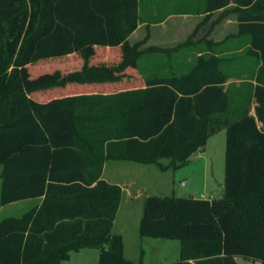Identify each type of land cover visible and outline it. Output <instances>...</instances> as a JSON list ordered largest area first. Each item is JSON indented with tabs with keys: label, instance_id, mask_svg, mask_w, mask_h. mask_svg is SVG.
Wrapping results in <instances>:
<instances>
[{
	"label": "trees",
	"instance_id": "16d2710c",
	"mask_svg": "<svg viewBox=\"0 0 264 264\" xmlns=\"http://www.w3.org/2000/svg\"><path fill=\"white\" fill-rule=\"evenodd\" d=\"M230 5L245 53L229 58L202 46L182 59L172 55L176 49H140L150 31L130 43L140 0H0V203L42 199L0 220V264H62L83 248L100 249L99 264H142L125 255L123 235L113 232L123 188L103 178L105 162L176 168L221 128L222 196L148 195L139 234L180 240L178 264H237L238 256L264 264V0H207L203 12ZM97 46H121L120 63L92 65ZM156 52L169 58L153 75V60H139ZM76 54L81 69L56 67ZM127 68L144 76V87L34 97L116 82ZM244 71L248 79L228 83Z\"/></svg>",
	"mask_w": 264,
	"mask_h": 264
},
{
	"label": "rangeland",
	"instance_id": "374dc122",
	"mask_svg": "<svg viewBox=\"0 0 264 264\" xmlns=\"http://www.w3.org/2000/svg\"><path fill=\"white\" fill-rule=\"evenodd\" d=\"M206 4L207 0H166L162 8L159 7L160 9L151 11L153 20L166 13L176 12L178 9H191L194 13L189 15L175 13L168 21L169 25L167 24L161 30L156 28L154 32L161 37L167 33L172 36L177 35V41L169 44V49H176L172 55L177 58H180L178 56L181 54L198 51L202 46L209 48L211 52L215 51L221 56L229 58L243 55L246 51L245 40H240L237 12L232 9L234 6L230 5L213 13H206L203 12ZM149 12L147 8H142L141 20H145L149 16ZM140 49L146 48L140 47ZM142 62L143 60L140 59L139 64ZM247 77V72L244 71L241 78L234 76L229 79L228 83L235 81L237 84H241L242 81L248 79ZM252 81L257 86L258 81L255 79ZM255 106L256 102L251 109L254 115ZM226 141V128H221L208 137L204 149L192 155L187 164L167 170H162L157 164L136 161H130L128 164L109 162L107 177H110L111 174L115 176L125 174L129 179L130 177L137 179L142 192L141 198L133 203L131 209L127 205L123 206L118 222L113 227L114 233L123 230L126 234L127 256L135 258L138 263L142 259V264L177 263L180 259V240L141 237L138 234L137 222L143 213L144 199L148 195L175 194L195 198L221 196L223 191L221 185L224 186L225 182ZM167 161L163 160L164 163ZM34 204L35 200L30 199L8 205L0 203V220L8 216H21L29 211ZM100 253L101 250L98 248L74 250L68 259L62 261V264H99ZM239 264H250V262L240 258Z\"/></svg>",
	"mask_w": 264,
	"mask_h": 264
},
{
	"label": "crops",
	"instance_id": "0c3cea01",
	"mask_svg": "<svg viewBox=\"0 0 264 264\" xmlns=\"http://www.w3.org/2000/svg\"><path fill=\"white\" fill-rule=\"evenodd\" d=\"M165 1L166 0H140V8H139L140 9L139 10L140 11V24L138 28L135 30V32L132 33L130 37L128 38L131 44H135L137 42H140L146 39L148 35L147 34L148 31H150L149 37L147 38V40H145L141 48H147V47L170 48L169 44H172L177 41V35L172 36V34L167 33L165 34L164 37H161V36H157V33L154 32L156 28L161 30V28H163L167 24L169 25L168 21L170 20L171 15L175 14V12H171L169 14L166 13L164 15H161L160 17H157V19L155 20L151 18L152 17L151 15L153 14V12L151 11L158 10L160 9L159 7L162 8L164 6L163 3ZM142 8L144 9L147 8L150 11L148 13L149 16L145 20H141ZM173 25L175 26V24ZM194 53L195 51L194 52L190 51V53L181 54L178 57L182 59H185L186 57L190 58L193 56ZM70 58H71L70 61L66 60V62H59L62 64L60 65L58 64L56 65V67L58 68L61 67L60 69L64 73L75 71L83 67L84 60L79 55L77 54L72 55L70 56ZM162 58L168 59L169 57L162 52H156L154 54H145L142 57L143 62L141 64H143L144 66H147V65H150V61L153 60L152 68H153V75H155L158 72L157 68L158 67L159 69L162 68L164 64L163 62L164 60H162ZM121 59H122L121 46L120 47H109V46L108 47H98L97 46V53L91 58L90 63L92 65H98V66L103 65V64L117 65L120 63ZM156 61H158V63H156ZM124 73L125 74L122 76V78L116 82H105V83H97V84H72L63 89L59 87V88H54L48 91L38 92L37 94H35L34 97L38 101L47 102L55 97H62L66 95H80V94L92 95V94H98V93L113 94L119 91L135 89L138 87L145 86L144 76L142 74H139L138 71H136L135 69L127 68ZM159 73L163 74L165 73V71H162V72L159 71ZM111 161L112 162L116 161V162H121V163L125 162L126 164H128L130 161L111 159V160H107L104 166L103 178L106 179L108 182L113 183V184H118L123 188V198L120 203V207H119V210L117 212V215L114 221V226H115L118 222V218L120 214L122 213L123 206L127 205L128 208L131 209V207H133L132 206L133 203L136 202V200H138L139 198H141L142 192H141L140 187L138 186L137 179L135 180L134 178H131V177L129 179L128 176H126L125 174L123 176H115L114 174H111L110 177H107L106 176L107 168H108L109 162ZM134 166H137V165H134ZM112 169L113 170L115 169L114 166L112 167ZM223 187L224 186L221 185L222 190H223ZM222 194H223V191H222ZM221 196H217V197L204 196V198L214 199V198H220ZM30 200H35L34 205H36L42 199H30ZM140 220H141V217L138 218V222H137L138 232H139ZM135 227H136V224H135ZM117 233H120L123 235L124 244H125V255L127 256L126 234L123 230H120ZM138 243H139V239H138ZM138 245L140 246V244ZM127 257L131 258L129 256ZM180 257H181V248H180ZM240 258H244V257H240V256L236 257L237 264L240 263ZM131 259L136 260L133 257ZM244 259L250 262V264H262L260 261H257V260L247 259V258H244ZM178 261L177 263L176 262H171V263L178 264ZM171 263H168V264H171Z\"/></svg>",
	"mask_w": 264,
	"mask_h": 264
},
{
	"label": "built area",
	"instance_id": "2783aa9c",
	"mask_svg": "<svg viewBox=\"0 0 264 264\" xmlns=\"http://www.w3.org/2000/svg\"><path fill=\"white\" fill-rule=\"evenodd\" d=\"M172 264V263H171Z\"/></svg>",
	"mask_w": 264,
	"mask_h": 264
}]
</instances>
